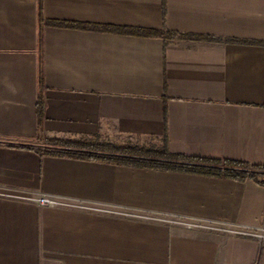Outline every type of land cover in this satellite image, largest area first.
Listing matches in <instances>:
<instances>
[{
    "label": "crops",
    "instance_id": "crops-1",
    "mask_svg": "<svg viewBox=\"0 0 264 264\" xmlns=\"http://www.w3.org/2000/svg\"><path fill=\"white\" fill-rule=\"evenodd\" d=\"M50 138L264 165V0H0V264H264V239L30 198L264 228L259 176L47 153Z\"/></svg>",
    "mask_w": 264,
    "mask_h": 264
},
{
    "label": "trees",
    "instance_id": "trees-1",
    "mask_svg": "<svg viewBox=\"0 0 264 264\" xmlns=\"http://www.w3.org/2000/svg\"><path fill=\"white\" fill-rule=\"evenodd\" d=\"M40 6V5H39ZM47 22L43 19L41 9L39 7V50H42L43 26ZM127 32L141 33L145 35H153L165 37L170 35L169 30H125ZM188 37L199 38L202 36L186 34ZM38 120L39 125L44 115V101L42 89L44 87L43 60L39 56L38 67ZM47 147L59 148L62 150L49 149L47 153H74L80 157L104 158L111 161L132 164L141 167H154L162 169H178L185 171H193L211 175H222L232 177H251L257 178L259 174H264V165H250L248 163L218 159V158H202L192 157L180 153L169 151L165 147H147L139 144H116L114 142H93V141H78L70 139L50 138L46 139Z\"/></svg>",
    "mask_w": 264,
    "mask_h": 264
},
{
    "label": "built area",
    "instance_id": "built-area-1",
    "mask_svg": "<svg viewBox=\"0 0 264 264\" xmlns=\"http://www.w3.org/2000/svg\"><path fill=\"white\" fill-rule=\"evenodd\" d=\"M258 176L264 180V174H259ZM30 198L42 205L64 206L141 220L163 222L169 225L181 226L188 229H201L264 239V228H251L249 226L239 225L225 220H209L179 214L154 213L126 206H116L81 199L62 198L49 195H32Z\"/></svg>",
    "mask_w": 264,
    "mask_h": 264
},
{
    "label": "rangeland",
    "instance_id": "rangeland-1",
    "mask_svg": "<svg viewBox=\"0 0 264 264\" xmlns=\"http://www.w3.org/2000/svg\"><path fill=\"white\" fill-rule=\"evenodd\" d=\"M40 143H42V144H44V145L47 144V143H45V142H40ZM132 144H134V143H132ZM54 149H55V148H54ZM58 149H59V148H58ZM60 150H62V149H60Z\"/></svg>",
    "mask_w": 264,
    "mask_h": 264
}]
</instances>
